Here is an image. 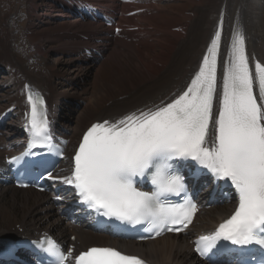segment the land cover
I'll return each instance as SVG.
<instances>
[{"label": "snow or ice", "instance_id": "snow-or-ice-1", "mask_svg": "<svg viewBox=\"0 0 264 264\" xmlns=\"http://www.w3.org/2000/svg\"><path fill=\"white\" fill-rule=\"evenodd\" d=\"M219 38L218 32L190 86L173 102L115 123L92 125L74 156L72 175L63 178L74 186L82 203L103 210V216L132 224L148 222L154 229L187 227L196 206L190 202L166 206L161 197L185 191L184 178L170 161L197 162L216 180L230 182L238 195L234 214L214 233L200 238L204 253L216 248L220 240L264 248V103H258L254 93V84H258L259 100L264 101V65L256 63L253 74L245 39L236 33L223 70L218 115L213 117ZM28 100L36 145L50 139L47 113L41 97L29 95ZM210 123L214 139L206 146ZM138 177L150 179L154 190H140ZM47 244L59 264H65L66 254L54 241L49 239ZM75 264L144 262L110 247H93L80 253Z\"/></svg>", "mask_w": 264, "mask_h": 264}, {"label": "bare ground", "instance_id": "bare-ground-1", "mask_svg": "<svg viewBox=\"0 0 264 264\" xmlns=\"http://www.w3.org/2000/svg\"><path fill=\"white\" fill-rule=\"evenodd\" d=\"M100 1L108 4L109 0ZM111 1L113 4L115 0ZM225 3H227L226 6L224 5ZM245 3L253 6V16L260 21L261 27L264 28V0H198L195 11L192 15L189 14L188 16L190 22L186 25L183 22H175L171 28L161 23L160 18L163 15L153 14L155 9L152 4L139 6L126 4V11L139 7H148L147 9L149 10L146 9L147 11L141 14L124 16L123 19L130 22V28L144 24L148 26L155 25V27H152L153 31L144 32L150 33L151 38L156 35L157 38H153V40L157 39L158 44L148 43L146 40L149 35L146 38L142 37L138 40L139 42L133 39V42L126 41L127 43H125V39L123 38L122 43V39L120 38L112 39L109 43L111 47L104 43L102 45L98 44L105 54L110 55L111 59L119 56L120 60L125 61L126 64L128 63L125 66L124 62H118L117 73H115L117 79H111L113 84L105 81V74L95 67L97 63L87 61L82 56L80 49H78L81 44L76 47L74 52L69 54L72 57L68 59V62H59V59H54L56 74L46 73L45 69L39 67L27 55V51L23 48L14 47V42H16V35L14 34L15 22L9 16L8 23H6L9 31L6 32L3 28L0 30V58L7 60V64L12 67V72L0 77V105L3 103L0 109H3L7 104L5 109H8L9 104H12L16 109L14 111L11 110V113L12 115H16L26 105L23 82H31L35 87L44 89L47 94L50 106L55 112V118L60 121V131L74 139L93 121L102 120L108 116L117 117L150 102L159 103L165 96H169L175 90H177L175 94L179 93L180 89L184 87L197 70L198 63H200V60H202L207 52L217 23L219 25L220 19L225 21L227 12L229 13L228 17L242 16L245 12L247 13L246 7L244 8ZM248 6L250 7V5ZM248 6L247 8H249ZM33 7H36L35 11H37V7L39 6L35 2L33 3ZM150 7L154 10H151ZM231 8L233 10L232 13ZM40 12H42L40 14L42 20L39 27L43 31L41 40L45 42L48 50L54 51L53 54H56L55 52L57 51L62 53L63 46L68 43L60 41L56 36L45 35V30L50 29V32L52 30H70L72 32L74 31L73 28L81 26L86 27L87 30L86 28L77 29L73 34L80 37V32L89 30L88 36L91 43H97L98 38L108 40L104 34H101L102 32L98 25L92 22H83L79 18H72L65 11L63 5L54 7V11L51 13L47 9H42ZM35 17L36 15L33 17V24H31L30 29L32 33L35 31ZM155 22L159 24L156 25ZM184 22L186 21L184 20ZM66 24H69V26H66ZM173 27L175 29H172ZM64 31L59 32L64 33ZM135 32L134 30L130 32V36ZM140 32L143 31H137V33ZM251 32L252 34L248 35L249 46L247 45L248 49L245 51L249 58L250 69L254 74L255 64L260 63V61L253 59L254 56H259L263 61L261 63L264 64V48H261V46H264V31ZM166 33H173L175 38L170 41L166 40ZM38 38L40 39V37ZM80 39L84 41V44L87 43L84 38L80 37ZM33 40L41 46V41L38 39ZM139 44L141 45L140 47ZM14 48L16 50L13 52L12 49ZM121 48L125 49L120 50ZM230 52L231 48H229V44L224 41L223 46L220 47L221 67L224 68L228 62L227 57H230ZM55 56L53 55V57ZM75 59L87 64L86 68L93 66L97 68L95 78H92L93 74L90 73L91 70H95L94 68L91 70L88 68L86 72L82 68H75L72 64ZM101 63L104 65L106 62L102 61ZM54 76H57L61 81H56L55 79L57 78ZM102 77L105 78L101 80ZM117 83H121V85L118 86ZM58 85H61L60 90ZM68 96H71V102H69ZM1 97L3 98L1 99ZM88 98H90L89 103L85 105L84 109L80 110V107H77L76 103L81 102V105L84 106ZM63 100L71 103V106L63 102ZM258 103L263 102L258 99ZM60 106H64V108L60 109ZM74 119L75 123L79 124L76 130L72 128V121ZM18 120H20V117H18ZM16 122V120L14 122L9 120L6 131L4 130L6 132L5 136L0 137V157L4 154L2 149L4 143H14L20 140L21 132L14 125ZM15 152L11 151L9 154H14ZM228 207L229 205L219 206L203 212L197 218L198 223L196 222L197 224L195 223L192 228L196 232L212 228L228 213ZM70 227L62 218L59 208L51 202L48 195L32 189L19 190L10 185L0 186L1 237L8 236L10 233L15 236L19 235L20 237L35 236L40 231L53 232L64 236L65 231L68 232ZM108 241H110L108 237L85 229H81L78 236L79 246L82 248L95 243H108ZM121 242L124 246H127L126 249L128 251L142 254L154 263L203 264L195 261L191 251H188L186 237L174 238L173 236H165L146 243Z\"/></svg>", "mask_w": 264, "mask_h": 264}, {"label": "rangeland", "instance_id": "rangeland-1", "mask_svg": "<svg viewBox=\"0 0 264 264\" xmlns=\"http://www.w3.org/2000/svg\"><path fill=\"white\" fill-rule=\"evenodd\" d=\"M236 1H238V0H236ZM252 1H254V0H252ZM35 2L37 4V6H39L41 8V10L47 9V11H49L50 13L54 11V7H57L56 4H53L52 2H50L48 0H0V30H1V28H3L4 30H6V32L9 31L8 27H6V23H8L9 16L11 14H14V18L17 21L16 22L17 28H16V31L14 33L16 35V39L18 41L19 46L21 48H23L24 50L29 52V53H27V55L33 56V54L36 52V50L35 49L33 50L32 48L30 49L28 43L30 41L35 42V40H33V39H36V40L38 39L39 41H41V43H40L41 46H39V44L37 42H35L37 45V49L39 51L38 52L39 55H37L38 57L34 58V62L37 63V65L39 67H41L42 69H45L46 73L49 72L50 74L54 75L57 73L56 69L54 68V64H56L54 59H59V62H61V61L62 62H68V59H70L72 57V56H69V54L71 52H74V50L76 49V47L78 45L84 44V41L81 40L79 36L73 34V32L76 31L77 29H85L86 27H81V26L77 27L76 26L75 28H73L74 31H72V32L70 30H65V31L64 30H56V31L52 30L51 32H50V29L45 30L46 31L44 33L45 35H50L51 37L56 36L57 38L60 39V41H63V42L66 41L68 43L67 45L65 44V46H63L64 49H63L62 53H59V51H57V52H55L56 54H53L54 51L48 50V47L45 44V42L41 40V34L43 31L39 27V25H41L42 16L40 14L42 12H40L41 10L39 7H37V11H35L36 7L35 8L33 7V3H35ZM197 2H198V0H157L156 3H154V2L152 3V5L154 6L153 8L155 9L153 11V14L154 15H159V14L163 15V17L160 18L161 23L165 26L170 27V28L175 22H183V24L186 25L190 22V20H188V16H189V14L192 15L193 12L195 11V9L197 7ZM40 5H42V6H40ZM244 5H245L244 8L246 7L247 13L245 12V14L242 16L239 15L237 17H229L230 22L233 20H237V19L240 22H244L243 24H245V26H246L247 35L252 34L251 31H253V32L264 31V28L261 27L260 21L256 18H254V16H253V11H254L253 6L249 3H245ZM248 5H250V7ZM247 6L249 8H247ZM52 8H53V10H52ZM232 11L233 10L231 8V13H232ZM141 13H143V12H140V14ZM35 15H36V17H35L36 22L34 23L35 31H33V33H32V31L30 29H31V24H33L32 23L33 17ZM184 20L186 22H184ZM126 21L128 23H130L128 20H126ZM155 21H157V20L155 19ZM230 22L227 21V23H229V24H230ZM155 24L158 25L159 23L155 22ZM52 25H54V24H52ZM144 25L141 26L142 30H136V31H143V32H140V33L135 32L132 36H130L131 35L130 31H125L124 36H123V38L125 40L123 38H120V39H122L121 40L122 43H123V40L125 41V43H127L129 41L133 42L134 40L138 41L142 37L146 38L149 35V37L147 38L146 41H148V43H150V44L157 45L158 44L157 39L153 40V38H157V36L155 35V36H153V38H151L150 33L144 32V31H149V30L153 31L152 27H155V25H152V26H148V25L144 26ZM66 26H69V24H66ZM213 28H214V25H213ZM213 28H212V30H213ZM172 29H175V27H173ZM86 30H87V28H86ZM59 31H64V33H60ZM179 34H181V33H179ZM38 37H40V39ZM174 38L175 37H174L173 33H166V40L170 41L171 39H174ZM248 38H249V36H248ZM103 41H104V44H107L108 46H110L109 43L112 41V39H110V42L107 39H105V40L103 39ZM117 42H120V41H117ZM133 44H135V43H133ZM140 46L141 45L139 44V47ZM261 48H264V46H261ZM124 49L121 48L120 50H124ZM53 55L54 56L56 55V56L53 57ZM35 59L37 60V62ZM77 60L78 59H75L72 62L73 66L75 68H79V69L82 68L84 70V72H86L88 70V68H90L89 70L94 68V66L86 68L88 66L87 64L82 62L83 64L80 65ZM108 61H109V63H108ZM103 62H106L107 64L106 63L104 65H102V63L97 64V65L95 64L96 65L95 67L100 69L101 73L105 74L104 75L106 77L105 81L110 83V84H113L111 82V79H114V80L117 79L115 73H117L116 69L118 68V65H117L118 62H121V63L124 62L123 64L125 66H127V64H128V63L126 64L125 61L120 60L119 56H117L114 59H111L110 55L107 53H106V58ZM46 63H47V65H46ZM56 68L58 69V67H56ZM97 68H94L95 70H91L92 72L90 71V73L93 74L92 78H95L94 76L96 74ZM54 77L57 78V76H54ZM105 77H102L101 80H103ZM55 80L61 81L58 78ZM117 84H118V86L121 85V83H117ZM58 88L60 90L61 85H58ZM2 98L3 97H1V99ZM68 99H70L69 102H71V96H68ZM89 99L90 98L86 99V103L84 104V106L83 105L80 106V108H79L80 110L82 108L84 109L85 105L87 103H89ZM66 100L65 101L63 100V102H66ZM2 104L0 105L1 107H2ZM66 104L71 106V103L66 102ZM7 105H5L3 107V109L1 108L0 112H2L6 108ZM63 108H64V106H62V107L60 106V109H63ZM75 122L76 121L74 119L72 121V128L76 130L78 128L79 124L75 123ZM1 234H2V232H0V235ZM8 236H13V234L10 233ZM8 236H5V237H8Z\"/></svg>", "mask_w": 264, "mask_h": 264}]
</instances>
